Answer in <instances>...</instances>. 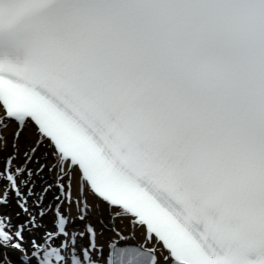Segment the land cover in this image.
Returning <instances> with one entry per match:
<instances>
[{"label":"snow or ice","instance_id":"obj_1","mask_svg":"<svg viewBox=\"0 0 264 264\" xmlns=\"http://www.w3.org/2000/svg\"><path fill=\"white\" fill-rule=\"evenodd\" d=\"M0 264H264V0H0Z\"/></svg>","mask_w":264,"mask_h":264}]
</instances>
